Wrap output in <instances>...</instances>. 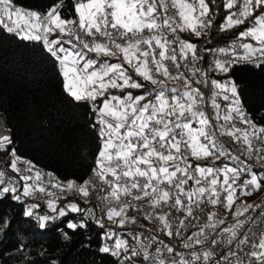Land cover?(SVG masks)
Segmentation results:
<instances>
[{
    "label": "snow or ice",
    "instance_id": "6c2138e0",
    "mask_svg": "<svg viewBox=\"0 0 264 264\" xmlns=\"http://www.w3.org/2000/svg\"><path fill=\"white\" fill-rule=\"evenodd\" d=\"M0 30L40 45L99 140L91 176L61 181L0 125V201L65 240L64 228L93 222L115 264H264V201L244 199L264 191V124L230 75L264 68V0H54L43 10L0 0ZM93 196L100 204L82 206ZM11 224L0 216V234Z\"/></svg>",
    "mask_w": 264,
    "mask_h": 264
},
{
    "label": "trees",
    "instance_id": "16d2710c",
    "mask_svg": "<svg viewBox=\"0 0 264 264\" xmlns=\"http://www.w3.org/2000/svg\"><path fill=\"white\" fill-rule=\"evenodd\" d=\"M21 2L43 10L54 0ZM217 41L224 40L214 37L212 43ZM230 75L251 119L264 124V68L242 65ZM92 119L87 106L65 94L61 78L39 44L0 30V125L11 129L20 155L61 181L86 179L99 148L96 132L89 126ZM8 159L7 153L0 152V164ZM260 194L244 199L255 202ZM22 213L17 202L0 201V216L12 221L10 230L0 234V264H51L52 260L56 264H115V258L99 251L100 229L93 222L75 233L64 228L70 236L65 240L60 231L36 229ZM74 217L71 214L69 219ZM20 244L26 245L23 251L17 250Z\"/></svg>",
    "mask_w": 264,
    "mask_h": 264
},
{
    "label": "built area",
    "instance_id": "2783aa9c",
    "mask_svg": "<svg viewBox=\"0 0 264 264\" xmlns=\"http://www.w3.org/2000/svg\"><path fill=\"white\" fill-rule=\"evenodd\" d=\"M215 43H217V42H215ZM224 45H225V42L224 41H219V43L217 44V46H224ZM244 109L246 110L245 107H244ZM206 111L211 116L212 110L210 108H207ZM246 112L248 114H250L247 110H246ZM237 127H241V125L239 123H237ZM220 141H221L222 144L225 145V147L230 148L233 151L234 154H239V152H238V146L235 143L232 142V139L230 137H228L227 135H225L223 137H220ZM57 195H59V192H57ZM99 195H104V193L101 192V193H99ZM91 199H92V203L91 204H89V205H83V206L84 207H92L93 205L100 204V201L97 200L95 196H93ZM259 201H264V191H261V194H260L259 198L255 202H259ZM129 202H132V201H129ZM238 203H239V201H238ZM214 210L216 211V213H217L218 216H223L224 215V210H223L222 207L216 206V208ZM43 211L47 212L48 210L47 209H43ZM252 214L255 215V213H252ZM97 215H99V212H97ZM129 215L130 216H133L134 215L136 217L137 221L139 223L143 224L146 229L152 231L153 233H159V223L158 222L146 221L144 219V217L139 212H135V211H130L129 212ZM173 215H179V214L178 213H173ZM201 218H203V217H201ZM135 227H136L135 225L129 226V228L128 229H125V231H128L131 228H135ZM161 235H162V233H161Z\"/></svg>",
    "mask_w": 264,
    "mask_h": 264
}]
</instances>
